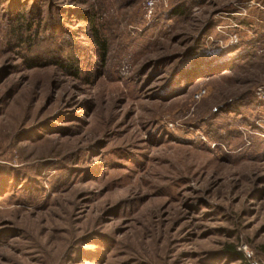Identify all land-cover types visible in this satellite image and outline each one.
<instances>
[{"label":"rangeland","instance_id":"374dc122","mask_svg":"<svg viewBox=\"0 0 264 264\" xmlns=\"http://www.w3.org/2000/svg\"><path fill=\"white\" fill-rule=\"evenodd\" d=\"M148 1L0 0V264H264V0Z\"/></svg>","mask_w":264,"mask_h":264},{"label":"trees","instance_id":"16d2710c","mask_svg":"<svg viewBox=\"0 0 264 264\" xmlns=\"http://www.w3.org/2000/svg\"><path fill=\"white\" fill-rule=\"evenodd\" d=\"M174 13H176V14H182V13H184V10L181 9L180 7H178V8H175ZM95 36H96V39H98L99 45H100L101 48H102V55L105 56V51H106V49H107V47H106V42H105L104 40H100V39H99V35H98L97 31H95ZM68 67L71 68V67H73V65L70 63V64H68ZM68 69H69V68H68ZM76 71H77V70H75V71L73 70V73H76ZM226 249H227L230 253L237 255L239 258H241V259H243V260L246 259L240 251H238V250L235 249L234 246H232V245H227V246H226ZM246 264H248V263H246Z\"/></svg>","mask_w":264,"mask_h":264},{"label":"built area","instance_id":"2783aa9c","mask_svg":"<svg viewBox=\"0 0 264 264\" xmlns=\"http://www.w3.org/2000/svg\"><path fill=\"white\" fill-rule=\"evenodd\" d=\"M153 5H154V0H149L148 1V6L149 7H153Z\"/></svg>","mask_w":264,"mask_h":264}]
</instances>
